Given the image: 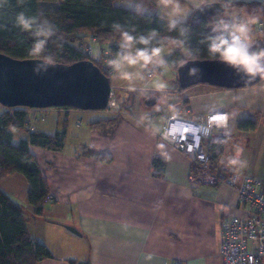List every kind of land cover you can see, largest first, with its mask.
Listing matches in <instances>:
<instances>
[{
    "label": "crops",
    "instance_id": "obj_1",
    "mask_svg": "<svg viewBox=\"0 0 264 264\" xmlns=\"http://www.w3.org/2000/svg\"><path fill=\"white\" fill-rule=\"evenodd\" d=\"M177 85L171 86L170 96L177 97L169 109L184 105L192 114H206L215 106L229 116L228 127L212 133L225 136L215 170L250 176L244 172L247 156L252 148L253 159L264 152V77L237 89L197 84L178 91ZM4 110L0 105V113ZM161 111L147 113L150 123H138L146 113H131L112 125L103 110L27 108L31 130L50 135L63 131L64 142L61 150L29 145L49 190L40 217L28 201L30 185L24 175L15 172L0 180V190L22 208L28 235L51 253L36 264H221L223 217L239 214L243 207L227 184L190 185L188 157L160 138L165 122ZM241 119L254 120L256 128L238 130ZM97 121L99 126L93 127ZM11 132L13 144L27 138L16 128ZM236 146L243 148L240 158L246 161L240 171L227 165ZM83 149L109 161L83 154ZM154 157L165 160L162 177L152 174Z\"/></svg>",
    "mask_w": 264,
    "mask_h": 264
},
{
    "label": "clouds",
    "instance_id": "obj_2",
    "mask_svg": "<svg viewBox=\"0 0 264 264\" xmlns=\"http://www.w3.org/2000/svg\"><path fill=\"white\" fill-rule=\"evenodd\" d=\"M111 3L128 10L129 22L127 26L118 21L112 22L111 30L117 36V49L104 51L107 57L105 62L114 78L126 82V87L141 97L147 99L154 93H160V103H166L170 84L156 73L161 69L167 70L170 64L165 53L173 51L191 58L203 50L209 59L225 64L238 76H264V46H255L257 25L264 19V0H259L251 11L235 0H111ZM10 7L9 0H0V10L7 11ZM207 11L211 15L204 21L197 41L204 48L193 47L191 39L194 29L189 21L196 12ZM153 13L163 22V31L156 28L139 31L137 24L132 22L149 21ZM11 22L13 27L30 33L33 38L28 48L29 55L36 58L33 72H47L57 62L56 56L47 47L50 41L56 43L58 39L56 23L43 10L28 14L23 8L15 11ZM91 54L98 56L101 50L93 48ZM200 71L193 64L188 69V75L196 76ZM149 75L152 76L150 84L147 82ZM113 106H117L115 102ZM210 110L215 113V106ZM228 120L227 113L216 114L210 123L226 129ZM145 122L150 123L148 114L140 115L138 123ZM242 152L243 148L236 146L235 154L227 160V165L235 171L246 167V161L240 158Z\"/></svg>",
    "mask_w": 264,
    "mask_h": 264
},
{
    "label": "trees",
    "instance_id": "obj_3",
    "mask_svg": "<svg viewBox=\"0 0 264 264\" xmlns=\"http://www.w3.org/2000/svg\"><path fill=\"white\" fill-rule=\"evenodd\" d=\"M53 2L56 6L41 9L39 2ZM244 5L249 11L254 10L258 1H235ZM11 7L7 11L0 10V53L14 58H34L28 53L32 43L30 33L23 32L13 27L11 18L15 11L23 8L28 14L38 11L47 12L58 27V39L56 43L49 42V51L56 56L58 63H71L85 59L80 51V46L88 41L93 35L102 44L115 42L116 34L111 30V24L118 21L127 26L129 14L127 9L117 8L111 0H9ZM206 19L193 20V47L204 48L198 44L199 33ZM137 24L139 31L148 28H156L163 31L158 18L153 13L149 21H132ZM175 35V33H171ZM58 45V46H57ZM256 47L264 46V35L257 41ZM167 59L172 71L176 72L177 66L188 59H209L206 51H201L196 57L185 58L179 51L168 54ZM100 69L98 62H94ZM102 70V69H101ZM177 90H181L177 86ZM120 103H122L120 101ZM56 109H74L71 107H55ZM112 123L116 122V118ZM27 108H7L0 113V180L8 174L20 173L24 175L30 185L28 201L33 205V214L40 217L43 206L49 196L47 181L41 174L36 157L30 153L29 145L42 147L50 150H61L64 146L63 131L54 135L30 130L26 124ZM101 121L94 122L92 126H99ZM91 126V127H92ZM11 128L26 132L27 138L21 139L17 144L12 143ZM256 122L252 119H241L237 123V129L241 131L254 130ZM225 136L219 135L206 140V146L210 158L209 164L215 170L218 157L223 153ZM83 154L108 162L109 158L100 155L91 149H83ZM165 160L154 157L152 160V174L162 177L165 169ZM51 253L42 244L32 239L27 232L22 208L8 194L0 190V264H36L44 258H50ZM85 264H89L86 262Z\"/></svg>",
    "mask_w": 264,
    "mask_h": 264
},
{
    "label": "built area",
    "instance_id": "obj_4",
    "mask_svg": "<svg viewBox=\"0 0 264 264\" xmlns=\"http://www.w3.org/2000/svg\"><path fill=\"white\" fill-rule=\"evenodd\" d=\"M258 34H264V21L257 27ZM93 48L101 50V54L93 56ZM115 51L117 43L107 42L103 46L93 35L80 46V51L93 62H98L102 71L110 78L111 69L106 64L105 50ZM150 71V70H149ZM151 77V75H149ZM114 87L111 85L109 102L104 111L110 109ZM191 115L190 109L181 106L166 113L164 131L160 137L178 149L190 161L188 176L192 187L227 184L243 211L239 214L226 212L222 220L218 251L221 264H264V182L258 177L242 175L236 172L212 170L209 164V152L204 142L211 137L213 129H222L211 124L216 114ZM43 120V118H41ZM172 264H181L174 261Z\"/></svg>",
    "mask_w": 264,
    "mask_h": 264
},
{
    "label": "water",
    "instance_id": "obj_5",
    "mask_svg": "<svg viewBox=\"0 0 264 264\" xmlns=\"http://www.w3.org/2000/svg\"><path fill=\"white\" fill-rule=\"evenodd\" d=\"M209 15L210 11L196 12L192 19H207ZM35 63L36 58L20 59L0 53V105L6 109L67 106L80 110H104L107 107L111 81L93 61L56 62L47 72L39 74L33 72ZM193 64L201 71L196 76H189L188 69ZM263 77L238 76L230 67L211 59H188L176 68V79L181 89L197 84L237 89L252 86ZM157 98L153 95L144 103L153 106ZM67 228L79 234L74 227Z\"/></svg>",
    "mask_w": 264,
    "mask_h": 264
},
{
    "label": "rangeland",
    "instance_id": "obj_6",
    "mask_svg": "<svg viewBox=\"0 0 264 264\" xmlns=\"http://www.w3.org/2000/svg\"><path fill=\"white\" fill-rule=\"evenodd\" d=\"M38 4H39V7L41 9L51 8V7L56 6V4L53 3V2H45V1H40ZM257 27H258V25H257ZM263 35H259L258 34L257 38L261 39V37ZM170 53H165V56H167ZM161 70L162 71H159L158 73H156V75H159L161 79L167 80L169 82V84H170V88H169V91H168V94H167V101L164 104L160 103L161 94L160 93H154V95L158 96V98H157V102L153 106H146L145 103H144L146 98L139 96L138 93H136V92L130 91L126 87V82L114 78L113 74H111L110 75V81H111V85L114 84V86H113L114 87V95H113V98H112L110 109L107 110V111L103 110L104 111L103 115L107 118L105 121H107L109 124L113 125L114 123L109 122V121L110 120L113 121V119H115L114 117H117L116 119L119 120L121 118H125L127 116H130L131 113L133 115L140 114V113H146L147 114L149 112H157V111H161L162 110L160 112V114L165 117L164 121L166 122V113L167 112H171V110L174 111L177 108H179L181 106H184V105H179L178 107H173V109H169V107H171V106H173L175 104V103H172V102L177 97L176 95L170 96L171 91L174 90V88H172L171 86L175 83V81H177L176 72L174 70L172 71L169 68H167L166 71L163 70V69H161ZM170 73H172L173 76H171ZM147 82L149 84L152 83V76L148 78ZM120 101L122 103H120ZM114 102L117 105L116 107L113 106ZM165 107L166 108L168 107V109H166L167 111L163 110ZM190 113H191V111H190ZM152 114L154 116H156L158 113H152ZM191 115H200V114H192L191 113ZM29 121H31V119H29L27 117V120H26L27 126H28V122ZM165 122H164V124H165ZM29 127H30V125H29ZM214 130H216V129H213L212 133H213ZM163 131H164V128H163L162 132ZM161 133H160V135H161ZM253 151H254V149L252 148V150L249 153L250 155H248L247 158H246V160L249 161V166L247 167L246 170H244V172H247L248 174H250V176L258 177L264 182V152L261 153L259 158L253 159V157H254ZM242 175H244V174H242Z\"/></svg>",
    "mask_w": 264,
    "mask_h": 264
}]
</instances>
